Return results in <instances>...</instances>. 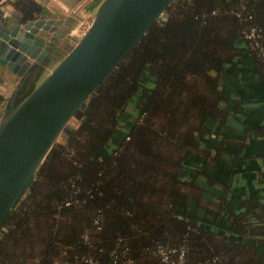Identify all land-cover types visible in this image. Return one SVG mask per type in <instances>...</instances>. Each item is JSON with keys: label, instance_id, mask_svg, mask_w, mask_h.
Wrapping results in <instances>:
<instances>
[{"label": "trees", "instance_id": "obj_1", "mask_svg": "<svg viewBox=\"0 0 264 264\" xmlns=\"http://www.w3.org/2000/svg\"><path fill=\"white\" fill-rule=\"evenodd\" d=\"M9 3L23 20L43 8ZM161 15L77 107L72 134L53 141L0 220V264H72L81 256L159 264L158 244L184 245L183 264L213 255L264 264L261 225L230 198L231 166L247 156V134L264 136V127L245 121L241 96L231 97L224 82L226 68L249 56L264 108V62L242 34L255 23L264 40V0H170ZM47 64L19 77L11 105L0 91V116ZM215 165L227 176L213 174ZM259 178L251 194L238 195L251 211L264 208ZM225 230L248 238L229 241Z\"/></svg>", "mask_w": 264, "mask_h": 264}, {"label": "water", "instance_id": "obj_2", "mask_svg": "<svg viewBox=\"0 0 264 264\" xmlns=\"http://www.w3.org/2000/svg\"><path fill=\"white\" fill-rule=\"evenodd\" d=\"M84 1L69 0L65 15L45 12L42 5L36 17L25 20L15 8L0 7V66L23 77L32 65L58 56L0 116V220L59 133L72 134L66 123L77 107L152 21L165 18L170 0ZM16 89L6 98L10 105Z\"/></svg>", "mask_w": 264, "mask_h": 264}, {"label": "crops", "instance_id": "obj_3", "mask_svg": "<svg viewBox=\"0 0 264 264\" xmlns=\"http://www.w3.org/2000/svg\"><path fill=\"white\" fill-rule=\"evenodd\" d=\"M2 1L0 3V7L6 10H10L11 8H14L11 3H8L9 0H0ZM44 7L45 12H55L62 13L65 15V13L70 12V9L68 8L67 2L69 0H35ZM86 0L84 1L87 3ZM61 14V15H62ZM87 14V13H86ZM86 14L83 13L85 16ZM57 15V14H56ZM57 57V56H56ZM241 60V63H233V65H230L226 68V71L224 73L225 78V87L226 90H228L231 93V97H237L241 96L240 100L242 101L243 107L247 108L244 112L243 118L245 121H263L264 120V108L262 107L263 101L261 100L263 96V89L260 84L259 77L256 73L255 66L253 59H251L249 56L245 55L243 58L238 59ZM49 65H46L44 69H47ZM19 77L15 75L14 73L8 71L5 69L4 66H0V91L4 95V99L9 97L16 85V82L18 81ZM224 89V85H223ZM232 126L237 125L238 123L235 121H230ZM255 142V144L261 148L264 149V136H262L260 139L255 138L254 136L251 138V140ZM258 147V148H259ZM259 160L262 164H264V158H253V159H244L243 162L239 164L238 168L235 169V172H238V174H234L231 176L235 180V184L233 186V189L236 191H240V193L247 192L249 194L252 193V190L254 188L252 184V180L256 179V171L253 169L257 164L259 163ZM246 164H248L246 166ZM252 167V168H251ZM254 170V172H253ZM213 174L225 176V171L220 168V165H215V167L212 170ZM252 172V174H251ZM264 178H261V180ZM255 181V180H254ZM260 181V179H259ZM259 186L260 189L264 190V184L259 185L258 183L255 184ZM261 186V187H260ZM260 251L262 255L264 256V241L261 240L259 243Z\"/></svg>", "mask_w": 264, "mask_h": 264}, {"label": "flooded vegetation", "instance_id": "obj_4", "mask_svg": "<svg viewBox=\"0 0 264 264\" xmlns=\"http://www.w3.org/2000/svg\"><path fill=\"white\" fill-rule=\"evenodd\" d=\"M62 47H64V46H62ZM61 52H63V48L58 53H61ZM257 124H260L259 127H264V120L263 121H259ZM257 124L255 123L253 126L255 127ZM228 125H230L231 127H234L231 124H228ZM235 128H238L239 131H243L244 130V127L241 124H239V123L237 125H235ZM253 136L255 138H258V139H260L262 137V136H259V135L258 136L257 135L255 136V135H252V134H247V136L245 138L246 143H247L246 144V151H245V153L247 154V156L244 157V158H242V159H236L233 162V164L231 166L233 168L231 174H233L235 172L234 170L238 168L239 164L242 163L243 162L242 160H244V159H247L248 160V159H253V158H258V157L259 158H261V157L264 158V153H263L264 152V149H261L258 146V144L256 145L255 142L253 141V139L251 140V138ZM247 165L248 164H246V166ZM214 167L215 166L212 167V170H213ZM253 169L256 171V175L259 174V176H256V179L259 178V177H260L259 179L264 178V164H262L260 162V160H259V163L257 164V167L255 165V167ZM254 170H253V172H254ZM231 174H230V176H231ZM236 174H238V173L236 172ZM251 174H252V172H251ZM225 175L227 176V174H225ZM221 177H225V176L223 175ZM262 180H263V182L259 183V185H263L264 184V179H262ZM230 181H231V179L229 180V183H230ZM232 189H233V187H232ZM215 192L220 193L219 189L218 190L216 189ZM238 195H240V191L234 190L233 193H232V196H230V198H231V200L233 202V205H235V206L238 207V211L240 210L241 211V214L242 215L243 214L245 215L244 217L248 218L251 221L253 220V223H256V224L259 223V225H261L262 231L264 233V208H260L257 211H251V210L245 208L246 206L244 207L243 205H241L242 203L240 202V200L238 198L239 197ZM252 203H250L251 208L256 206V205H251ZM260 206H264V190L263 189H262V197H261ZM218 218H219L218 221L221 222L222 217L219 216ZM242 221L245 222L247 220L245 218H242ZM238 228H239V226H238ZM234 229L235 228H233L232 231H234ZM242 231H245V230H242ZM242 231H241V234L238 232V234H240V235L235 234L234 232H230V230H225V231H223V233H225V236H226L225 238L227 240H229V241L231 239H233L234 237H237V236H238L237 237L238 239H243L244 240L245 238H248V234L246 233V231L245 232H242ZM263 237H264V235H263Z\"/></svg>", "mask_w": 264, "mask_h": 264}, {"label": "built area", "instance_id": "obj_5", "mask_svg": "<svg viewBox=\"0 0 264 264\" xmlns=\"http://www.w3.org/2000/svg\"><path fill=\"white\" fill-rule=\"evenodd\" d=\"M238 12H235L238 15ZM242 34L248 48L253 50L256 56L264 62V40L262 39L261 30L255 23H248L243 29ZM96 218L94 222H96ZM184 245L166 247L161 244L156 245L155 251L159 255V264H183ZM52 264H59L56 261ZM72 264H99L90 256H81L74 260ZM203 264H225L216 255L207 257L203 260Z\"/></svg>", "mask_w": 264, "mask_h": 264}, {"label": "rangeland", "instance_id": "obj_6", "mask_svg": "<svg viewBox=\"0 0 264 264\" xmlns=\"http://www.w3.org/2000/svg\"><path fill=\"white\" fill-rule=\"evenodd\" d=\"M93 8H94V6H92L91 8H89L88 10H87V12L88 13H90V15H91V13H92V11H93ZM63 52H64V50H63ZM63 52H61V53H63ZM57 58H58V56L57 57H54L52 60H51V62L50 63H48L47 65H49L48 67H47V69H44L42 72H41V75H40V78L51 68V66L54 64V62L57 60ZM39 78V79H40ZM74 123H75V120L73 119V118H71L70 117V119L68 120V122L66 123V126L68 127V128H70L71 129V126H73L74 125ZM65 136H66V133L65 132H60L59 133V135L57 136V138H56V140H59V141H62L64 138H65Z\"/></svg>", "mask_w": 264, "mask_h": 264}]
</instances>
